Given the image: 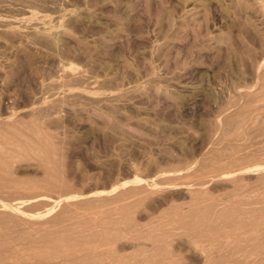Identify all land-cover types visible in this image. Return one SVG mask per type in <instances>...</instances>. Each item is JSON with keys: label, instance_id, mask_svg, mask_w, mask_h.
<instances>
[{"label": "rangeland", "instance_id": "1", "mask_svg": "<svg viewBox=\"0 0 264 264\" xmlns=\"http://www.w3.org/2000/svg\"><path fill=\"white\" fill-rule=\"evenodd\" d=\"M0 153V264H264V0H0Z\"/></svg>", "mask_w": 264, "mask_h": 264}, {"label": "bare ground", "instance_id": "2", "mask_svg": "<svg viewBox=\"0 0 264 264\" xmlns=\"http://www.w3.org/2000/svg\"><path fill=\"white\" fill-rule=\"evenodd\" d=\"M32 12V11H31ZM35 14V13H33ZM67 15V14H65ZM34 16V15H33ZM41 16V15H40ZM39 16V17H40ZM43 17V16H42ZM60 17V16H59ZM66 17V16H65ZM44 18V17H43ZM41 19L40 21L42 22H48L49 20L48 19ZM46 18V17H45ZM33 20V19H32ZM48 20V21H47ZM20 21V20H19ZM55 21V20H54ZM32 22V21H31ZM25 24V23H24ZM32 24V23H31ZM46 24V23H45ZM51 24V22H50ZM53 24V23H52ZM10 25V24H9ZM48 25V24H47ZM25 26V25H24ZM39 26V25H38ZM46 26V25H44ZM48 26H51V25H48ZM47 26V28H48ZM26 27V26H25ZM27 28V27H26ZM43 28V27H42ZM50 29V28H49ZM49 29H44L45 31L48 32ZM44 32V31H42ZM45 32V33H47ZM44 34V33H43ZM62 74H63V78L64 77H67L69 75H67L66 73V70L62 68ZM68 78V77H67ZM66 78V79H67ZM71 80V79H69ZM66 81V80H64ZM72 81V80H71ZM67 82V81H66ZM70 82V81H69ZM89 84L91 82H88ZM87 83V84H88ZM93 83V82H92ZM69 84V83H67ZM85 84V83H84ZM86 84V85H87ZM81 89V88H80ZM29 152H31L34 156H38L37 158H39L40 160V167L42 168V172H43V175H44V183L46 185V187H49V188H53L56 186V177L58 176L59 174V171H60V168L61 166H59V164H57V160L55 161V148L52 146V145H33L32 147H30L29 149ZM42 153V154H41ZM3 154V153H2ZM41 154V155H40ZM7 156L6 155H1L0 153V185H5V186H14V187H20V188H23L24 187V183L25 182H22V181H18L16 179H13L11 178V175H10V165L8 164L7 162ZM239 165V164H238ZM58 178V177H57ZM29 182V181H28ZM36 183V182H35ZM33 182L31 183H27L26 185L28 184H35ZM261 185V184H260ZM3 187V186H2ZM0 187V188H2ZM7 188V187H6ZM12 188V187H11ZM10 189V188H9ZM61 190V189H60ZM263 191V190H262ZM65 194V193H64ZM64 198V196H62ZM260 200V199H259ZM2 201V200H1ZM21 202V201H19ZM252 202V201H251ZM1 204V203H0ZM248 204V203H247ZM12 207V206H11ZM17 207V206H16ZM17 211V210H16ZM263 212V211H262ZM260 210H258V213L256 215V220L254 221V225H259L261 223L264 222V214L262 213ZM223 221V220H222ZM206 224V223H205ZM251 224V223H249ZM194 226V225H193ZM192 226V227H193ZM199 226V225H198ZM203 226V225H202ZM256 226V227H257ZM7 227V226H6ZM4 227L3 230H1V237L2 239L3 238H7L8 237V230L7 228ZM191 227V226H190ZM188 227V228H190ZM263 227V225H262ZM195 228H196V224H195ZM198 228V227H197ZM204 228V227H203ZM261 228V227H260ZM12 229V228H11ZM202 230V229H201ZM224 230V229H223ZM12 231V230H11ZM191 231V230H190ZM196 232H199L197 231L196 229ZM206 232V230L204 231ZM210 232V231H209ZM28 233V232H27ZM203 233V232H202ZM21 234V233H20ZM69 234V233H68ZM199 235V234H198ZM21 236V235H20ZM47 236H50L49 234ZM46 236V237H47ZM202 238L203 239H206L205 241H209L211 242L213 239H212V236L211 234H202ZM258 236V235H257ZM256 236V238H257ZM24 237V236H23ZM218 237V236H217ZM259 238V237H258ZM9 240V238H7ZM24 239V238H23ZM211 239V240H210ZM254 240V238H252ZM21 240V239H20ZM224 240V239H223ZM258 240V239H257ZM256 240V241H257ZM202 242V241H201ZM261 242V241H260ZM44 243H47L49 244L50 243V240L49 238L44 242ZM53 244H55V240L52 241ZM262 243H264L262 241ZM259 243H257L258 245ZM247 245V244H246ZM261 245V243H260ZM264 245V244H262ZM232 247L230 246L229 243H225V244H220L218 245V247L216 248L215 247V251L211 250L208 252L207 254V264H243V261H237V262H233L235 259L236 256L235 254L239 253L240 255L243 256V246L242 244L239 245V246H236L234 248H232V250L230 251L229 248ZM261 247V246H260ZM263 247V246H262ZM261 247V248H262ZM12 250V249H11ZM31 250V249H29ZM159 250V249H158ZM264 250V249H263ZM213 251V252H212ZM247 251V250H246ZM1 252V251H0ZM78 252H80V256H78ZM57 253H60V252H53L52 254H45V253H41L39 251H34V253L31 255L29 254L28 257L30 258H35L37 259L38 262H42L43 264H48V261L47 259L54 256V255H57ZM155 253V252H154ZM174 253V252H173ZM253 253H254V250H253ZM62 254L66 257L63 261H61L60 264H99L97 262H93L92 259L93 258V255L95 254L94 253V250H93V247H90V248H87L86 246L84 247V245H80V246H77L75 249L73 250H69V251H66V252H62ZM163 254V253H162ZM206 254V253H205ZM27 256V255H26ZM102 256V255H101ZM111 256V255H109ZM205 256V255H204ZM235 256V257H234ZM63 257V256H61ZM96 257V256H95ZM166 258L162 261V263L160 264H180V260H179V257L178 256H175L171 253H168L167 256H165ZM239 257V255H238ZM241 257V256H240ZM2 256L0 255V261L2 260L1 259ZM237 258V257H236ZM242 258V257H241ZM21 259V258H20ZM96 259V258H95ZM59 260V258L57 259ZM237 260V259H236ZM235 260V261H236ZM25 261V260H24ZM23 261V262H24ZM95 261V260H94ZM111 261V260H110ZM205 261V262H206ZM117 260H112L111 262H109L108 264H118ZM24 263H28V262H24ZM51 263V262H50ZM139 263V262H138ZM142 263V262H141ZM3 264V263H1ZM30 264V262H29ZM104 264V263H102Z\"/></svg>", "mask_w": 264, "mask_h": 264}]
</instances>
